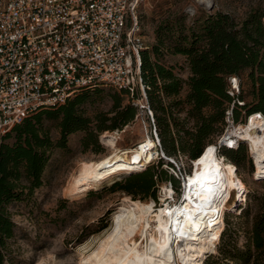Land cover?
Returning a JSON list of instances; mask_svg holds the SVG:
<instances>
[{"label":"trees","instance_id":"trees-1","mask_svg":"<svg viewBox=\"0 0 264 264\" xmlns=\"http://www.w3.org/2000/svg\"><path fill=\"white\" fill-rule=\"evenodd\" d=\"M263 18V10L254 8L240 20L231 13L216 11L191 24L185 16H177L158 26L157 42L142 50L141 75L167 157L160 156L142 170L115 181L107 190L123 191L146 201L157 198L160 180L169 178L179 190V179L163 168L166 162L173 165L168 156H184L191 161L199 157L223 132L226 111L232 103L235 121L240 120L244 110L248 115H264ZM165 52L185 56L187 77L182 76V69L165 62ZM232 76L239 79L240 91L235 95L230 93ZM100 86H85L65 103L36 109L0 138V264H5L8 242L15 234L8 206L22 199L25 189L32 194L42 185L47 153L55 145L45 118L58 122L61 136L57 146L66 148L68 136L83 131L82 144L89 149L99 147L98 133L122 129L140 114L133 102L139 93L132 97L128 89L114 88L111 109L87 116L83 105L93 101L92 95L100 92ZM147 119L151 131L148 113ZM10 137L15 138L13 144L6 142ZM242 146L222 147L226 149L224 154L239 164ZM23 181L24 190H18ZM248 199L242 216L251 219V224L245 231L244 246H239L238 229L227 218L219 255L210 254L207 264H264V193H248Z\"/></svg>","mask_w":264,"mask_h":264},{"label":"built area","instance_id":"built-area-1","mask_svg":"<svg viewBox=\"0 0 264 264\" xmlns=\"http://www.w3.org/2000/svg\"><path fill=\"white\" fill-rule=\"evenodd\" d=\"M142 1L0 0V138L42 106L65 103L85 86L107 85L128 89L132 97L139 93L133 102L140 113L151 116L148 136L167 157L141 75V53L149 47L140 16ZM199 1L207 8L214 4ZM230 83V93H239V79L232 76ZM227 120L235 122L233 109L227 111ZM219 145L234 147L223 135ZM168 160L183 195L190 173L174 157ZM159 194L173 207L184 201H176L172 181L162 185Z\"/></svg>","mask_w":264,"mask_h":264},{"label":"rangeland","instance_id":"rangeland-1","mask_svg":"<svg viewBox=\"0 0 264 264\" xmlns=\"http://www.w3.org/2000/svg\"><path fill=\"white\" fill-rule=\"evenodd\" d=\"M213 2V7L207 8L199 0H143L140 16L148 44L153 45L157 42L156 30L164 20H171L177 16H185L186 22L191 24L209 12H228L239 20L254 8H260L264 12V0H213ZM164 58L167 64L182 69V76L187 77L185 56L165 52ZM98 88L100 89L99 93L91 94L93 101L83 105L87 116L94 117L97 112L108 111L112 107L111 94L115 89L107 85ZM125 98L127 102V97ZM240 102L243 103V101ZM233 105L234 103L228 110H231ZM227 111L223 132L215 136L213 143L219 146L218 154L220 156L225 155L226 159L230 160L224 154L226 149L222 147L223 145L220 147L219 140L235 125L245 123L250 115L244 110L239 121L229 123ZM182 115L185 116V112ZM44 124L48 127L55 145L47 153L48 163L42 175V185L36 188L32 194H28V189H25L22 199L13 201L8 206L15 224V234L8 242L5 264H82L84 254L94 250L108 234L112 226L113 214L118 209V205L122 203L125 197L134 199L133 196L123 191H110L107 188L115 181L123 179L137 170L116 174L100 183L96 188L77 195L70 194L68 186L72 177L77 174L82 161L96 160L110 152V147L106 146L102 140L105 133L117 134V144L120 147H133L142 141L148 135L147 132L150 133L147 112L138 114L133 121L122 129L98 133V148H84L82 139L86 132L83 131L71 133L68 136L67 147L61 148L56 145L61 136L58 122L45 118ZM6 142L13 144L15 138L10 137ZM240 144L243 146L239 164L230 161L237 165V172L245 182L247 191L244 192L245 196L242 201L239 200L234 191L232 192L229 202L225 206L222 231L228 218L230 224L238 229V244L243 247L246 242L245 231L250 226L251 219L243 217L242 211L250 202L248 193L249 195L253 192L264 193V177L256 178L254 174L255 163L248 143L242 141ZM159 158H155L152 162H156ZM175 160L183 171L186 170L191 173L193 163L190 158L180 156L175 157ZM170 165L166 162L163 168L168 170L169 175L173 174L177 178L170 169ZM169 181L172 180L170 178L160 180L157 186V198L150 197L146 201L154 200L156 205L160 207L163 202L159 199V189ZM25 184L23 181L18 186V190H24ZM176 193V201H178L182 194L181 183L180 189H176ZM137 199L141 200L140 198ZM214 243V250L207 252L203 258L204 264H207V258L210 254L219 255L220 238ZM88 250L89 252H85ZM177 264L181 263L178 262Z\"/></svg>","mask_w":264,"mask_h":264},{"label":"bare ground","instance_id":"bare-ground-1","mask_svg":"<svg viewBox=\"0 0 264 264\" xmlns=\"http://www.w3.org/2000/svg\"><path fill=\"white\" fill-rule=\"evenodd\" d=\"M223 138L234 147L247 142L255 163L254 174L256 178L264 177L263 113L251 114ZM117 139L114 133L102 136L110 152L81 162L69 182L70 194L96 188L116 174L138 171L161 154L148 135L135 147H120ZM237 170L235 163L218 154L217 144H208L193 160L180 205L173 207L164 197L160 207L154 200L125 197L113 214L108 234L94 250L83 252L82 264H204L205 254L214 250V242L221 236L223 214L232 192L244 200L247 187Z\"/></svg>","mask_w":264,"mask_h":264},{"label":"water","instance_id":"water-1","mask_svg":"<svg viewBox=\"0 0 264 264\" xmlns=\"http://www.w3.org/2000/svg\"><path fill=\"white\" fill-rule=\"evenodd\" d=\"M211 7H213V5Z\"/></svg>","mask_w":264,"mask_h":264}]
</instances>
